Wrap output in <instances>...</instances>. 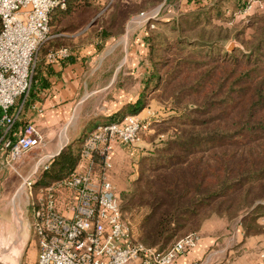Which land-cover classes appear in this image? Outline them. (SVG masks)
I'll use <instances>...</instances> for the list:
<instances>
[{
  "label": "trees",
  "instance_id": "obj_1",
  "mask_svg": "<svg viewBox=\"0 0 264 264\" xmlns=\"http://www.w3.org/2000/svg\"><path fill=\"white\" fill-rule=\"evenodd\" d=\"M214 1L221 7L225 0ZM200 2L182 0L194 11L181 13L169 25L157 21V29L147 31L148 64L139 94L112 115L136 114L151 97L169 99L176 110L175 105L183 106L175 117L173 137L139 157L135 177L121 191L123 217L133 244L165 249L196 232L210 212L243 211L240 221L246 235L263 228L259 219L264 217V16L250 19L252 34L244 40L242 28L231 32L209 21L199 27L204 16L195 10L204 7ZM236 3L242 7L247 2ZM83 6V0H66L64 7L52 10L49 27L55 29L65 19L73 21ZM198 27L195 39L183 33V29L194 32ZM62 32L66 31L52 30L51 34ZM230 35L238 37L247 52L234 49L220 59L215 57L221 55L217 42ZM107 37L102 33L101 38ZM64 39L49 36L40 45L28 95L14 105L22 102L24 110L31 99H39L35 83L49 85L40 77L47 53L72 50ZM70 55L62 60H72ZM46 71L51 73L49 66ZM80 152L81 141L66 144L40 178L53 180L66 174L75 167Z\"/></svg>",
  "mask_w": 264,
  "mask_h": 264
},
{
  "label": "built area",
  "instance_id": "obj_2",
  "mask_svg": "<svg viewBox=\"0 0 264 264\" xmlns=\"http://www.w3.org/2000/svg\"><path fill=\"white\" fill-rule=\"evenodd\" d=\"M66 0H0V128L5 135L15 116L10 113L19 97L28 95L37 50L49 37L52 10ZM145 16L144 12L140 13ZM155 14L146 16L154 19ZM153 27V24H149ZM67 48L47 53L48 62L67 58ZM138 114L97 124L81 141L75 167L51 181L38 184L36 173L48 169L54 155L23 179L28 192L30 228L37 255L35 264H176L195 245L197 232L175 240L165 249L133 244L124 220L121 200L112 181L115 144L133 145L149 122ZM40 130L27 123L15 139H1L5 162L11 165L43 142ZM264 224V217L261 219ZM264 264V250L258 252Z\"/></svg>",
  "mask_w": 264,
  "mask_h": 264
},
{
  "label": "rangeland",
  "instance_id": "obj_3",
  "mask_svg": "<svg viewBox=\"0 0 264 264\" xmlns=\"http://www.w3.org/2000/svg\"><path fill=\"white\" fill-rule=\"evenodd\" d=\"M236 1L237 0H225L221 4V7H216L214 0L212 2L202 0L199 6L202 5L204 7L198 9V11L195 10L196 12H202L204 16L199 27L202 25L205 26V22L209 21L211 22L210 24L220 26L222 29L231 32H235L242 28V37L244 40H248L252 34V29L248 26L251 23L250 19L258 15L264 16V0H245L247 3L242 7L236 6ZM181 2L182 0H83L84 6L82 9L76 10L75 14L72 16L74 18L72 19L73 21L65 19L57 25V28L53 29L49 27V36L50 38L59 35L64 36V42L68 44V48L72 49L70 51L82 49L93 51L113 48L118 52V54L116 53L117 58H119L120 54L124 53V49L134 48L137 52L141 50V52L144 53L142 54V62L148 64L146 60L147 41L145 38L147 31L150 29H157V21L160 23L159 25L164 24V22L169 25L170 21L173 19L177 20L181 13L189 10L194 11L192 10L193 8H187L185 6L186 3ZM241 3L242 2H240V4ZM217 9H219L220 13H217ZM141 10L145 13L144 17L140 16ZM151 14H155L154 19L147 21L146 16ZM150 23L153 24V27H150ZM199 27L194 32L183 29V33L191 39H195L197 38L195 32ZM52 30H63L66 32L51 34ZM168 30L169 29L166 31ZM204 30L205 33L209 31L206 27ZM104 32L108 34L105 40L101 38ZM212 33L213 40H215V30ZM175 39L177 38H173L172 41H175ZM217 43L219 47L218 53H221V55H215V57L219 56V59L223 57L225 53H230L234 49H239L244 53L247 52L241 40L233 35H230L228 39L219 40ZM231 43H233V45L232 48L229 49L228 46ZM205 50H207V48H205L204 51ZM208 50H210V48H208ZM107 77V72L98 73L92 80L96 81L97 84H102L106 82ZM123 90V98L114 96L118 90L112 88L103 90L102 93L96 96H90L83 103L80 116L86 118H84V121L80 125L81 127L76 131L73 137V140H78L72 142L82 141V138L99 123L115 121L110 120L109 117H105L103 114L112 111L111 109L113 108L120 107V99L122 101H127L129 99H134L137 95V88L129 87V84L127 87H124ZM105 101L108 103L106 104ZM110 101L113 102L112 105ZM172 106V102L165 97L163 101L151 97L146 107H144L146 108L145 113L148 112V114H146V118H142L144 120L143 123L149 122L147 128L142 132L138 142L133 145H123L124 147L117 151L114 160H112V168L109 175L110 180L119 194L121 205V191L125 189L127 182L135 177L139 167V157L154 150L156 147H161L164 142L173 137L177 127V120L175 117L179 115L178 110H183V106L175 105L179 108L178 110ZM121 118H123V116L116 120H120ZM38 161V154L35 150H32L24 156V162L20 160L14 161L11 165L2 166L0 171L10 178L12 184L21 183V176L29 175L34 166V170L37 166L40 167ZM24 164L27 165V173L25 174ZM39 173L40 170L38 169L36 177ZM20 203L22 204L23 202L21 201ZM234 212L235 211L230 213V210L224 214L210 212L207 214L206 218L213 216L229 221L230 215H235ZM13 219L14 224L20 220L26 221L28 228L27 243H25L22 248H16L20 256V264H35L37 246L35 244V235L33 236L30 228L31 215L29 211H27L25 215L14 216Z\"/></svg>",
  "mask_w": 264,
  "mask_h": 264
},
{
  "label": "crops",
  "instance_id": "obj_4",
  "mask_svg": "<svg viewBox=\"0 0 264 264\" xmlns=\"http://www.w3.org/2000/svg\"><path fill=\"white\" fill-rule=\"evenodd\" d=\"M116 53L118 54L113 48L93 51L82 49L71 51L72 60L61 59L48 62L45 59V64L40 70V77L46 79L49 85L35 83L34 91L37 92L39 99H31L29 106L24 110L21 109L22 102L10 109L16 123L12 132L5 134L4 137L15 139L27 123L34 124L44 137L41 145L34 149L40 164L50 155H57L66 144L78 140H73V137L86 118L80 116V112L83 103L90 96H96L103 90L113 88L118 90L114 96L123 98V88L129 84V87L137 88L136 98L147 67V64L142 62L144 53L141 50L137 52L134 48L124 49V53L120 54L119 58ZM47 66L50 67L51 73L46 71ZM104 72L108 73L105 83L97 84L92 80L98 73ZM135 98L127 101L120 99V107ZM110 102L112 105L113 102ZM105 103L108 102L105 101ZM118 107L103 115L110 120L118 119L119 117L112 116L120 108ZM145 109H141L136 114L146 118L148 112L145 113ZM2 137L3 135L0 142ZM123 147L120 143L114 145L112 160L117 151ZM20 161L24 162V158ZM6 165L5 151L0 143V168ZM26 168L27 165L24 164V174L27 173ZM39 170L41 173L42 170ZM27 176H21V183L12 184L10 178L0 171V229L5 227L12 232L18 231V223L14 224L13 217L23 216L29 211L28 192L22 187V181ZM37 180L38 184L51 181L44 180L39 175ZM243 214L244 212L240 211L233 216L230 215L229 221L213 216L205 218L196 231L199 237L197 242L176 259V264H257L258 252L264 250V224L260 218L262 230L257 234L246 235L240 221ZM19 222L23 227L27 225L26 221Z\"/></svg>",
  "mask_w": 264,
  "mask_h": 264
},
{
  "label": "water",
  "instance_id": "obj_5",
  "mask_svg": "<svg viewBox=\"0 0 264 264\" xmlns=\"http://www.w3.org/2000/svg\"><path fill=\"white\" fill-rule=\"evenodd\" d=\"M233 43L228 46L229 49L232 48ZM17 223L16 232L5 227L0 229V264H20V256L16 248H22L27 243L28 228L27 225L21 226L19 221Z\"/></svg>",
  "mask_w": 264,
  "mask_h": 264
}]
</instances>
